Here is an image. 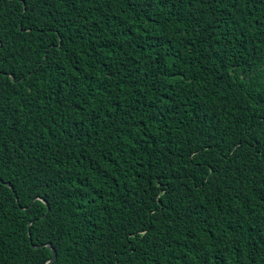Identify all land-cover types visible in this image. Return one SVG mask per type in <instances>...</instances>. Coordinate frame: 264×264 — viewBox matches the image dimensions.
Wrapping results in <instances>:
<instances>
[{"label":"trees","instance_id":"obj_1","mask_svg":"<svg viewBox=\"0 0 264 264\" xmlns=\"http://www.w3.org/2000/svg\"><path fill=\"white\" fill-rule=\"evenodd\" d=\"M47 245L264 264V0H0V264Z\"/></svg>","mask_w":264,"mask_h":264},{"label":"water","instance_id":"obj_2","mask_svg":"<svg viewBox=\"0 0 264 264\" xmlns=\"http://www.w3.org/2000/svg\"><path fill=\"white\" fill-rule=\"evenodd\" d=\"M45 205H46V212L48 213V211H49V207H48V205L46 204V202L45 201H42ZM47 247L51 250V252H52V257H51V259L50 260H48L47 262H45V263H43V264H50V263H52L54 260H55V258H56V253H55V251L51 248V246L50 245H47Z\"/></svg>","mask_w":264,"mask_h":264}]
</instances>
